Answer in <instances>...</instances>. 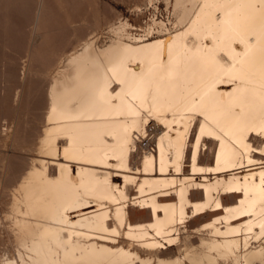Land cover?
I'll return each mask as SVG.
<instances>
[{
    "label": "bare ground",
    "instance_id": "6f19581e",
    "mask_svg": "<svg viewBox=\"0 0 264 264\" xmlns=\"http://www.w3.org/2000/svg\"><path fill=\"white\" fill-rule=\"evenodd\" d=\"M175 5L58 71L1 264H264V0Z\"/></svg>",
    "mask_w": 264,
    "mask_h": 264
},
{
    "label": "rangeland",
    "instance_id": "374dc122",
    "mask_svg": "<svg viewBox=\"0 0 264 264\" xmlns=\"http://www.w3.org/2000/svg\"><path fill=\"white\" fill-rule=\"evenodd\" d=\"M181 9L175 0H0V264L17 256L11 185L28 153H38L50 83L67 58L87 41L103 47L119 30L133 37L158 35L160 23L174 30ZM154 128L151 122L140 147L154 149Z\"/></svg>",
    "mask_w": 264,
    "mask_h": 264
}]
</instances>
